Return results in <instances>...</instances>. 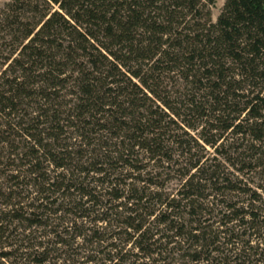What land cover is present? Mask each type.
<instances>
[{
    "label": "trees",
    "instance_id": "obj_1",
    "mask_svg": "<svg viewBox=\"0 0 264 264\" xmlns=\"http://www.w3.org/2000/svg\"><path fill=\"white\" fill-rule=\"evenodd\" d=\"M215 5L0 9V264H264V0Z\"/></svg>",
    "mask_w": 264,
    "mask_h": 264
},
{
    "label": "rangeland",
    "instance_id": "obj_2",
    "mask_svg": "<svg viewBox=\"0 0 264 264\" xmlns=\"http://www.w3.org/2000/svg\"><path fill=\"white\" fill-rule=\"evenodd\" d=\"M12 0H0V9L8 2H10ZM225 4V0H216V5L215 7L212 9V19L213 21H216L223 6ZM173 188V187H171Z\"/></svg>",
    "mask_w": 264,
    "mask_h": 264
}]
</instances>
